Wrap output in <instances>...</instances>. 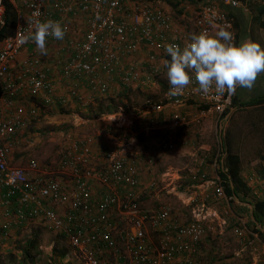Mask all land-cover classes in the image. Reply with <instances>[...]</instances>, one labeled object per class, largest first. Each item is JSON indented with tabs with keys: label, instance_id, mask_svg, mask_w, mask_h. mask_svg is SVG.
Listing matches in <instances>:
<instances>
[{
	"label": "built area",
	"instance_id": "obj_1",
	"mask_svg": "<svg viewBox=\"0 0 264 264\" xmlns=\"http://www.w3.org/2000/svg\"><path fill=\"white\" fill-rule=\"evenodd\" d=\"M9 1L16 22L13 33L0 40V244L12 236L14 226L36 222L72 245L79 264H207L200 257L202 241L212 223L224 229L234 199L224 191L217 158L213 176L207 177L204 171L193 174L196 184L184 196L190 219L180 222L167 206L151 212L141 207L138 196L142 190L177 194L181 176L180 170L169 166L142 186L141 150L131 134L111 137L97 148H92L95 138L90 134L71 136L53 164L43 165L35 158L16 163L13 153L18 141L35 142L25 131L47 106H66L77 100L90 107L95 95L110 97L123 89L156 88L161 69L150 60H170L167 44L183 47L192 33L215 35L221 28L232 32L236 44L230 13L237 9L248 13V1L252 0H185V23L155 8L152 0ZM3 17L0 0V25ZM49 19L60 22L66 35L63 40L47 38L52 51L46 58L26 37L34 22ZM76 22H81L83 29L75 30L74 35ZM29 45L30 51L19 58ZM142 48L148 53L146 61H131ZM169 89L170 85L159 98L145 97L134 107L138 118L146 121L139 127L141 132L159 126L170 131L189 122L200 123L209 115H215L217 123L232 108L235 94L213 91L205 95L194 77L182 94L169 95ZM191 106L196 108L193 114L189 113ZM116 108L111 112L113 127L120 128L124 126L121 114L127 112L122 105ZM164 113L165 122L161 123ZM159 146L169 151L174 141L163 139ZM152 162L147 158L149 165ZM255 179L262 181L259 176ZM215 203L224 204L222 217ZM117 213L125 220L124 226H118ZM240 235L241 242L254 250L258 243L259 254L264 256V240L258 232L243 224Z\"/></svg>",
	"mask_w": 264,
	"mask_h": 264
},
{
	"label": "rangeland",
	"instance_id": "obj_2",
	"mask_svg": "<svg viewBox=\"0 0 264 264\" xmlns=\"http://www.w3.org/2000/svg\"><path fill=\"white\" fill-rule=\"evenodd\" d=\"M182 1L160 2V0H156L154 5L158 8L161 5L166 6L170 16L176 18L178 22L185 23L186 20L180 16L178 9ZM253 15L247 16L246 27L251 28L254 42L264 46V15L260 16L257 21L252 18V16L256 17V14ZM156 83L159 87L146 91L133 88L129 94L122 95L115 92L110 97L95 95L90 107L82 106L79 102H77L79 106L71 105L70 102L74 100H70L66 106L55 104V106L45 107L39 118L32 121L25 131L36 138L35 142L28 145L18 141L13 153V161L26 163L28 159L35 158L43 165L55 163L71 136L83 133L92 136L95 134L94 131L99 126L97 117L100 113L114 110L118 104H123L131 113L137 111V108L133 109V107L141 105L145 97L159 98L166 86L169 85L165 68L161 67V74L156 78ZM262 94H264V74L258 76L251 91L240 87L236 89V95L240 102H233L232 108L220 121L216 123V116L213 115L215 124L212 122L211 126L206 127L191 126L186 133L192 138L190 140L198 145H207L208 148L205 151L210 153L211 160L217 158L219 162L221 142L226 138L227 130L231 136L232 148L241 158L244 173L249 176L254 174L256 177H261L262 180L258 181L256 187L254 186L257 192L249 194L248 197L253 198L252 196L255 195L256 198L264 199V104L249 103ZM78 115H82L85 120L76 121L75 117L78 119ZM155 130L158 128L150 129L147 132L148 136L145 134L146 132L134 134L140 150L146 152L152 150V152L149 151V156L153 158V162L147 166L142 186L170 166L180 170L181 177L177 181L178 193L162 191L154 194L142 190L138 200L141 207L147 212L163 205L167 206L172 214L175 211H184L188 214L190 207L186 204L184 196L188 192L190 183L187 178L191 171L189 168L195 166L194 161L191 164L184 161L185 157L179 149L175 151L174 148L164 153L160 152L156 135L151 133ZM146 137H153V142L145 139ZM106 139L110 138L106 137ZM144 139L149 145L143 147L141 141ZM155 150L157 151L155 152ZM240 205L236 202V198L230 201L231 211L225 216L227 224L223 230L216 222L211 224L212 228L201 244L200 257L207 264H264V256L259 254L261 251L259 244H256L257 250H254L251 246L241 242L240 238L243 224H246L250 230L258 232L261 239L264 240V236L258 231V228L264 229V226L251 224L248 210L245 209L246 206L241 205L240 207ZM213 206L221 216L224 204L215 203ZM116 220L119 227L124 226L125 220L119 213H117ZM19 227V230L12 231V236L7 241H2L3 245L0 244V264H79V258L74 248L61 235L36 222ZM149 232L156 236L151 230ZM7 250L9 251L7 252Z\"/></svg>",
	"mask_w": 264,
	"mask_h": 264
},
{
	"label": "clouds",
	"instance_id": "obj_3",
	"mask_svg": "<svg viewBox=\"0 0 264 264\" xmlns=\"http://www.w3.org/2000/svg\"><path fill=\"white\" fill-rule=\"evenodd\" d=\"M66 29L54 20L36 21L30 39L41 55L47 54L49 36L63 40ZM233 34L221 28L215 35L207 32L192 33L181 47L167 44L165 52L171 58L163 62L170 85L169 95L182 94L193 82L205 95L211 92L234 94L238 87L251 91L260 74H264V47L251 40L239 45Z\"/></svg>",
	"mask_w": 264,
	"mask_h": 264
},
{
	"label": "crops",
	"instance_id": "obj_4",
	"mask_svg": "<svg viewBox=\"0 0 264 264\" xmlns=\"http://www.w3.org/2000/svg\"><path fill=\"white\" fill-rule=\"evenodd\" d=\"M154 1H156V0H152V4L153 5H154ZM166 1H170V0H160V2H166ZM184 2H185V0H183L178 6V9L180 11V16L181 17H183L182 7H183ZM163 4H165V3H163ZM248 4H249V8H250L248 13H246V12L243 13L241 9H237V10L232 11V13L235 16L234 19H236L238 21V24H239V28L238 29L235 27L236 44L237 45H239L240 43H242L244 41H248V40H251V41L254 42V40L252 39L253 36L251 34V28H249V26L246 27V25H247V19L246 18H247L248 15H251V14L253 15L254 13L256 14L259 11L260 8L264 7V4H262L261 0L248 1ZM154 7L157 8V9H161L164 12H167V14L169 12L168 8L166 6L164 7V5H161L160 8H158L156 5H154ZM253 16H255V15H253ZM253 16H252V18H254ZM172 19H174L176 22H178V20H176V18L172 17ZM82 29H83V26H82L81 22L74 23V26L72 27L73 34L77 35L75 30H80V32H81ZM262 47H264V46L262 45ZM31 48H32V45H29V46H27V48L22 50L19 53V58L24 57L25 53L29 52ZM51 51H52V47H47V54L46 55H42V56L46 57V58L51 56ZM147 55H148L147 50L145 48H142V50H140V52H138L135 56L131 57L130 60L134 61L135 63L144 62L148 58ZM157 58L158 57H155V59L150 60V61L153 62V63H156V65L159 66L160 69H161V67L164 68L163 67V62L166 61V60H161V59H157ZM157 87H159L158 84H157ZM80 88L82 90H84V91H87L85 86H83V85L80 86ZM116 89H117V87H116ZM131 90H133V89L119 90L118 94L119 93H121L122 95L123 94H129ZM233 99H234V101L236 103L240 102V100L238 99V97L236 95V92H235V94L233 96ZM77 102H78L77 100H74L73 102H70V104L79 106V103H77ZM119 105H122L124 107L123 104H119ZM53 106H55V105H53ZM133 109H134V107H133ZM115 110H112V109L111 110H107V111L104 112V113H107L106 115L101 116V117H97V121L99 123V126L94 131L95 134L93 135V137L95 138L94 139L95 144L93 145L92 148H97V146L99 147L100 145H104V143H107L108 141L111 140V137L112 138L113 137L114 138H120L123 135H126V134L130 135L131 134L135 138L134 132H135V134L136 133L137 134L138 133H143V132L140 131L139 127H140L141 124L145 123L146 121L144 119L138 118V113L136 111H132L131 113H129L130 111L127 110L125 107H124V110L127 113H122L121 114V115H123V117H122V119L120 121V122H123L124 126H122L120 128L119 127H117V128L113 127L114 124H113L112 119H114L113 113H114ZM189 111H190L189 113L193 114V113H195L196 108L194 106H191ZM111 112H113V113H111ZM129 115H131L134 118L131 119L129 117ZM160 116H161L160 117V122L164 123L165 122L164 119L166 117V114L164 113V114H162ZM77 117H78V119L75 117V120L78 121V122H81V121L85 120L82 117V115H78ZM212 122L215 124L213 115H209V117H206V118L202 119L200 123L189 122V124H187V125L181 126V127L177 128V129L170 130V131L165 129V128H163V127H161V128H163V129H161L160 126H159L158 130L151 131V133L153 135L154 134L156 135V138L158 140V144H157L158 145V150L160 152H162V153L166 152V151H164V150H162L160 148V146H159L160 141L163 140V139H172L174 141V144H175V146H174L175 151H177L178 149L180 150V152L185 157V158H183L184 161L188 162V164H191L192 161H194V165L195 166H193V167L190 166L191 168H189V170H191V171L188 173V177H187L189 179V182H190L188 187L193 186L194 184H196L195 183L196 179L194 180L192 178L193 174L195 175L196 172L204 171V172L207 173V177H209V178L214 175V163H213L214 160H211L210 153L205 151V150H207L208 146L207 145H198L193 140H190L192 138L190 137L189 134L186 133V131L191 126H199V127H203V126L206 127L208 125L211 126ZM79 124H81V123H79ZM137 130H139L140 132H138ZM107 131H111L114 135L108 134ZM145 134L148 136L147 132ZM141 135H143V134H141ZM106 137H108V138L110 137V139H106ZM145 139L149 140L150 142H153V137H146ZM145 139L142 140V141L140 140L142 142L141 146H143V147L145 145L146 146L149 145L146 142ZM203 142H205V141H203ZM173 149H171V150H173ZM149 151L152 152L151 149ZM149 151L146 152L145 150H143V151L141 150V153L139 155V158H140L139 159L140 182H142L144 180L146 172H147L146 169H147V166L149 165L147 163V158H152V157L149 156V154H150ZM156 151L157 150H155V152ZM241 175H242L244 181L251 188L250 195L256 193L257 191H256V189H254V186L256 187L258 181H256L254 174L252 176H249L248 174H245L244 171L242 170L241 171ZM93 192H94V195L97 194V191L95 189V185L93 186ZM254 196H252L253 198L247 197V199H246L247 201H240L238 198L235 197L236 198V202L238 203V205L241 204V205L246 206L245 209L248 210V213H249V216H250L251 219H253V217L251 216V212H252L253 206H252V203L250 201H252L253 199H256V197H254ZM241 205H240V207H241ZM240 207H238V208H240ZM173 215L180 222H187L190 219V211H188V214L184 213V211L183 212L175 211ZM237 218H240V217H237ZM258 225H260V224H258ZM19 228L20 227L14 226L11 231H17V230H19ZM262 230L264 231V229H262ZM7 240L3 239L2 241H7ZM8 251L9 250H7V252Z\"/></svg>",
	"mask_w": 264,
	"mask_h": 264
},
{
	"label": "trees",
	"instance_id": "obj_5",
	"mask_svg": "<svg viewBox=\"0 0 264 264\" xmlns=\"http://www.w3.org/2000/svg\"><path fill=\"white\" fill-rule=\"evenodd\" d=\"M4 4V17L3 24L0 25V40L7 35L13 33L15 22H16V13L12 3L9 0H2ZM264 14V7L260 8L256 13L254 20H259V17ZM230 16L234 18V14L231 12ZM234 27L239 28L238 21L234 19ZM253 101L249 102L250 104H264V94L258 98L252 99ZM235 103L234 99L232 101ZM229 110H226L221 118L225 117ZM226 130L225 136L221 142V156H220V165L218 172L223 181L224 191L227 195L232 196L233 198H238L240 201H247V197L250 194L251 188L244 181L241 171V158L237 152L232 148L231 136ZM249 202V201H248ZM252 203V212L251 224L255 226L261 224L264 226V199L256 198L250 201ZM258 231L264 236V231L258 228ZM25 253V252H24ZM26 254V253H25ZM24 254V255H25Z\"/></svg>",
	"mask_w": 264,
	"mask_h": 264
}]
</instances>
